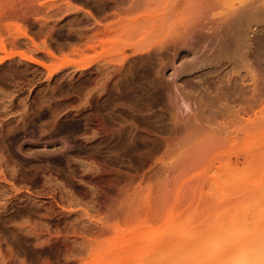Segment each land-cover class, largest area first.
Segmentation results:
<instances>
[{
	"label": "rangeland",
	"instance_id": "374dc122",
	"mask_svg": "<svg viewBox=\"0 0 264 264\" xmlns=\"http://www.w3.org/2000/svg\"><path fill=\"white\" fill-rule=\"evenodd\" d=\"M260 1L0 0V264H264L263 16L214 61ZM138 49L159 104L109 90Z\"/></svg>",
	"mask_w": 264,
	"mask_h": 264
},
{
	"label": "bare ground",
	"instance_id": "6f19581e",
	"mask_svg": "<svg viewBox=\"0 0 264 264\" xmlns=\"http://www.w3.org/2000/svg\"><path fill=\"white\" fill-rule=\"evenodd\" d=\"M262 2H264V0L262 1ZM252 4V3H251ZM251 4H249V5H247V7L248 6H250ZM256 4V5H255ZM246 6V5H245ZM244 6V7H245ZM253 6H255V10H253L252 11V6H250V8L251 9H248V11L246 12H241V14L236 18V20H233L232 22H230L229 21V19L227 20V21H229V23L227 22V21H225V24H224V27L226 26V24H228L229 25V28L228 29H226V30H224V32L225 31H227L228 30V32H230L229 34H231V32H233V36H234V38H232V35H229L230 36V38L233 40L232 42L230 41L229 43H228V41H227V44L225 43H223V42H226V41H223V42H219V43H217V45L215 46L217 49H218V51H217V55L215 56V58H214V61H215V63L217 64V62L218 63H220L221 61H222V55L224 54H226V56H227V58L229 57V55H230V57H231V55L234 57V56H236V55H238V53H239V55L238 56H240V50H242V49H244V46H246L245 45V43L246 44H248L249 42H247L248 41V39H250V38H248V39H246L245 40V37H242V36H244V35H241V33H243L242 31H244V30H242V29H245V26H247L246 27V29H248V28H250V27H248V25H245L244 27L243 26H241V25H243L244 23V21L243 20H245V21H247L248 19H249V17H252V19L250 18L249 20H250V22H251V20H253V18H255V17H257V16H259L260 18H261V16H263V18H264V3L262 4L261 3V1L258 3V5H257V3H254L253 4ZM257 6V7H256ZM246 8V7H245ZM244 8V9H245ZM251 10V11H250ZM238 13V12H237ZM255 15H257V16H255ZM261 15V16H260ZM254 16V17H253ZM256 19V18H255ZM231 20V19H230ZM248 24L249 22L247 21V22H245V24ZM250 24V23H249ZM239 26H241V28L239 27ZM223 27V28H224ZM223 28H222V31H223ZM240 28V29H239ZM245 29V30H246ZM222 31H220V32H222ZM247 31V30H246ZM248 31H251V29H249ZM244 33H245V31H244ZM219 35V34H218ZM223 35H227V32H225V34H223ZM246 35H247V37H248V32L246 33ZM245 35V36H246ZM239 36H241V37H239ZM224 37H226V36H224ZM223 37V39H226V38H224ZM241 39H242V41H241ZM254 38H251V40H253ZM229 40V39H228ZM253 41H255V39L253 40ZM214 42V41H213ZM256 42V41H255ZM251 43V42H250ZM252 44V43H251ZM175 45V44H174ZM244 45V46H243ZM251 46H254L255 47V44L254 45H251ZM174 47V46H173ZM177 47V46H176ZM175 47V48H176ZM174 48V49H175ZM246 48L247 49H251V47L250 48H248L247 46H246ZM156 49V48H155ZM139 51H138V54L134 51V53H136L137 55H133L132 56V58H129V61L131 62V66H127L126 68H125V73L119 78V80H118V83H117V85H115V86H112V87H110L109 88V90L110 91H113V89H118V90H122L124 93H126V94H128V95H130V96H136L138 99H140L141 101H143V102H154V103H156V104H159L160 102H162L163 101V99H164V94H165V92H166V90L168 89V86H164L162 83H161V79H160V74L162 73V69H161V67L159 66V64L157 65V62H155L156 60L157 61H161L160 59L158 60V56L160 55L158 52H156V54H154L153 52L151 53V50H148L147 49V51L146 52H144V50L142 51V49H138ZM157 50H159V49H156V51ZM246 50V49H245ZM243 51V52H245V55L244 56H246V54L248 53L247 51ZM253 52H251V51H249L250 53H254L256 50H255V48L253 49H251ZM183 51H186V50H183ZM239 51V52H238ZM158 53V54H157ZM160 53H162V52H160ZM182 53V52H181ZM181 53H179L181 56H182V54ZM186 53V52H185ZM186 54H193L191 51H187V53ZM185 54V55H186ZM249 54V53H248ZM183 56H184V53H183ZM195 56H196V59H190V61L189 60H186V61H182V62H180L179 64H178V66L173 70V75H174V77L176 78V79H178V78H180L181 76H184V75H188V74H190V73H193V72H195V71H197L198 69H201V68H203V67H205L207 64H209L210 65V62H212V63H214L213 61H210L209 62V59H207L206 57H205V55H204V53L203 52H200L198 55H192V58L194 57L195 58ZM225 56V57H226ZM237 56V57H238ZM224 57V56H223ZM229 57V58H230ZM242 57H243V55H242ZM250 57V56H249ZM161 58V57H160ZM228 58V59H229ZM232 58V57H231ZM240 58V57H239ZM139 59V60H138ZM235 59V58H234ZM136 60H137V62H136ZM142 60H146V62L148 61V64H149V66H148V68L146 69V70H143L142 72H141V70H140V68H139V65L141 64V61ZM230 61H232L233 62V58H232V60H230ZM237 61H238V59H237ZM130 62H129V64H130ZM234 62H235V60H234ZM241 62V61H240ZM160 63V62H159ZM123 65V64H122ZM87 66V65H86ZM86 66H84V67H86ZM83 67V68H84ZM119 67H121V65H120V63L118 64V69H119ZM117 68H116V70H117ZM204 78V77H203ZM204 79H206V78H204ZM167 85V84H166ZM227 86V85H226ZM165 88H167V89H165ZM223 89V94H225V93H227V91H228V89H225L224 87H222ZM224 89L226 90V91H224ZM218 92H219V89H218ZM222 91H221V89H220V93H221ZM219 94V93H218ZM201 96H204V94L203 95H201ZM201 96H200V99H202V100H199V97L197 98L198 100L196 101V99H195V101H196V103L197 104H195V101H193V103L197 106L198 104H199V101H201L203 104H204V98H201ZM221 96H222V93H221ZM207 97V96H206ZM219 97H220V95H219ZM218 98V97H217ZM182 99H184L183 100V106L186 108V109H190V110H192L190 107H189V104H190V100L192 99V98H190V96L189 95H186V97H182ZM193 99V100H194ZM208 99V98H207ZM212 100V99H211ZM208 101H210V100H208ZM192 102V101H191ZM200 102V103H201ZM212 101H210V103H211ZM214 102V101H213ZM212 102V104H214ZM202 103L201 104H199L197 107H202L201 105H202ZM210 103H208V105H210ZM211 104V105H212ZM193 105V104H192ZM211 105H210V107H211ZM201 109V108H200ZM203 109V108H202ZM197 110H198V108H197ZM199 111V110H198ZM141 140V139H140ZM15 141L16 140H13L12 141V143H15ZM142 141V140H141ZM143 143H144V141H142ZM139 144H141V143H139ZM3 145V143H0V146L1 147H3L2 146ZM9 149H10V146H9ZM15 148H13V150H14ZM6 151V150H5ZM15 154V153H14ZM10 156V155H9ZM11 156H13V152L11 153ZM2 158V155L0 154V159ZM9 160V159H8ZM7 161V160H6ZM258 161H259V158H258V155L257 154H252L251 156H250V158L247 160V162H248V165H252V166H254V167H257L258 165ZM238 168V167H237ZM242 168H244V167H242ZM241 168V169H242ZM239 169V171L236 169V171H238V172H240V167L238 168ZM242 170H244V169H242Z\"/></svg>",
	"mask_w": 264,
	"mask_h": 264
}]
</instances>
